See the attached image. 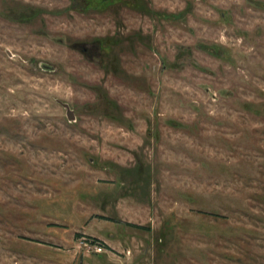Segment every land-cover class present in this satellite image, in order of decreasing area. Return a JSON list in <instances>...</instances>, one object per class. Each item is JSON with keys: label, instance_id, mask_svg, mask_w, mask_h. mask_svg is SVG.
<instances>
[{"label": "rangeland", "instance_id": "374dc122", "mask_svg": "<svg viewBox=\"0 0 264 264\" xmlns=\"http://www.w3.org/2000/svg\"><path fill=\"white\" fill-rule=\"evenodd\" d=\"M0 264H264V0H0Z\"/></svg>", "mask_w": 264, "mask_h": 264}, {"label": "crops", "instance_id": "0c3cea01", "mask_svg": "<svg viewBox=\"0 0 264 264\" xmlns=\"http://www.w3.org/2000/svg\"><path fill=\"white\" fill-rule=\"evenodd\" d=\"M128 222H132V221H128ZM98 236V235H96ZM99 239H101L102 241H104L108 247H105L103 245V247L107 248V249H111V250H116V251H119L122 249V252H123V249L126 251L125 252V255H124V261H130L132 262V258L130 259V252H131V247L134 249V247H136L138 245V241H131L130 244L128 243L127 245H123V242H121V244H119L118 242H112L111 240H109L108 238H105L103 236H98ZM102 245V244H101ZM127 252V253H126ZM111 258V257H110ZM112 260H115L117 263H118V260L114 257L111 258Z\"/></svg>", "mask_w": 264, "mask_h": 264}, {"label": "water", "instance_id": "95a60500", "mask_svg": "<svg viewBox=\"0 0 264 264\" xmlns=\"http://www.w3.org/2000/svg\"><path fill=\"white\" fill-rule=\"evenodd\" d=\"M62 105L66 108V113H67V116L68 118H73V110L69 107L68 103L66 102H62Z\"/></svg>", "mask_w": 264, "mask_h": 264}, {"label": "trees", "instance_id": "16d2710c", "mask_svg": "<svg viewBox=\"0 0 264 264\" xmlns=\"http://www.w3.org/2000/svg\"><path fill=\"white\" fill-rule=\"evenodd\" d=\"M92 240H93V241L98 240V242H99L100 244L104 245L105 247H108V245H107L104 241H102L101 239H98V238H96V237H92Z\"/></svg>", "mask_w": 264, "mask_h": 264}, {"label": "built area", "instance_id": "2783aa9c", "mask_svg": "<svg viewBox=\"0 0 264 264\" xmlns=\"http://www.w3.org/2000/svg\"><path fill=\"white\" fill-rule=\"evenodd\" d=\"M98 249H99V250L101 249V246H100V245L97 246V250H98Z\"/></svg>", "mask_w": 264, "mask_h": 264}]
</instances>
